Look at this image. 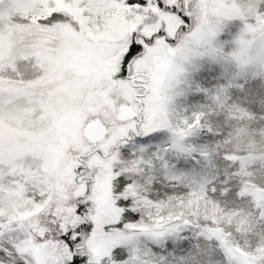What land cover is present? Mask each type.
I'll use <instances>...</instances> for the list:
<instances>
[{"label": "snow or ice", "instance_id": "1", "mask_svg": "<svg viewBox=\"0 0 264 264\" xmlns=\"http://www.w3.org/2000/svg\"><path fill=\"white\" fill-rule=\"evenodd\" d=\"M0 264H264V0H0Z\"/></svg>", "mask_w": 264, "mask_h": 264}]
</instances>
